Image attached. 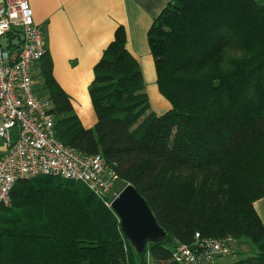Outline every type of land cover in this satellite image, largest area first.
<instances>
[{
    "label": "trees",
    "instance_id": "1",
    "mask_svg": "<svg viewBox=\"0 0 264 264\" xmlns=\"http://www.w3.org/2000/svg\"><path fill=\"white\" fill-rule=\"evenodd\" d=\"M7 37L10 48L21 46V31ZM126 40L117 26L93 65L92 127L75 113L47 51L37 70L57 138L101 154L145 198L166 237L138 253L96 193L39 175L18 180L11 205L0 208V264H182L172 251L196 233L250 241L257 251L230 264H264L254 208L264 196V0L167 2L147 31L155 84L170 104L161 113L150 108Z\"/></svg>",
    "mask_w": 264,
    "mask_h": 264
},
{
    "label": "built area",
    "instance_id": "2",
    "mask_svg": "<svg viewBox=\"0 0 264 264\" xmlns=\"http://www.w3.org/2000/svg\"><path fill=\"white\" fill-rule=\"evenodd\" d=\"M19 30L22 44L10 48L8 33ZM16 41H11L14 43ZM45 42L34 22L28 0L0 2V208L11 205L18 180L51 175L81 182L110 207L118 180L101 154H84L56 136L52 104L34 89L32 73L45 53ZM13 132V135H12ZM234 240L200 238L177 243L172 259L182 264H215L236 252Z\"/></svg>",
    "mask_w": 264,
    "mask_h": 264
},
{
    "label": "crops",
    "instance_id": "3",
    "mask_svg": "<svg viewBox=\"0 0 264 264\" xmlns=\"http://www.w3.org/2000/svg\"><path fill=\"white\" fill-rule=\"evenodd\" d=\"M168 1L28 0L33 20L41 30L45 50L52 59L54 77L70 96L74 111L85 127H92L96 122L88 93L93 65L112 40L117 26L125 28L127 49L141 66L144 63L150 66L155 81L147 31ZM154 89L157 110L169 109V102L159 94L156 84ZM80 112L84 114L83 119ZM254 208L264 224V196L254 202Z\"/></svg>",
    "mask_w": 264,
    "mask_h": 264
},
{
    "label": "water",
    "instance_id": "4",
    "mask_svg": "<svg viewBox=\"0 0 264 264\" xmlns=\"http://www.w3.org/2000/svg\"><path fill=\"white\" fill-rule=\"evenodd\" d=\"M110 208L119 218L120 229L136 252H143L151 242H160L166 231L159 225L145 198L127 183L113 198Z\"/></svg>",
    "mask_w": 264,
    "mask_h": 264
},
{
    "label": "rangeland",
    "instance_id": "5",
    "mask_svg": "<svg viewBox=\"0 0 264 264\" xmlns=\"http://www.w3.org/2000/svg\"><path fill=\"white\" fill-rule=\"evenodd\" d=\"M141 68H142V71L144 73L143 75L145 77L144 78V84H145V89L148 92L149 102L151 104L150 108L152 110L155 109L157 111L156 113H161V112H159L161 110H157L158 99H157V96L154 94L155 93V91H154L155 90L154 89L155 81H153V78H152L151 68L147 63H144L143 66H141ZM37 69L38 68L36 66L33 73H32V79L34 82V89H35L37 95H39L40 97H46V91L44 90V88L41 84V79H40L39 72ZM76 108H77V105H76ZM80 115H82V119H83L84 114L80 112ZM83 121H85V118ZM12 135H13V132H12ZM122 186H123V181L118 179L112 188V195H111L112 198L114 197L115 194L117 195V193L122 189L121 188ZM235 248L237 251V254L235 256H233L232 254H226V255L220 257L219 259H217L215 264H230L231 262L235 261L236 259H239L241 257H245V256L250 255L253 252L257 251V247L250 241H245L242 244L236 245ZM149 264H152V262L149 261Z\"/></svg>",
    "mask_w": 264,
    "mask_h": 264
}]
</instances>
